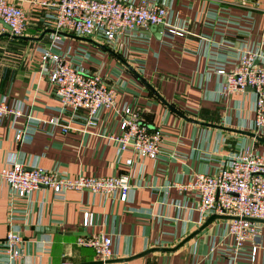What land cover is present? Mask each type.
<instances>
[{
	"label": "crops",
	"instance_id": "obj_1",
	"mask_svg": "<svg viewBox=\"0 0 264 264\" xmlns=\"http://www.w3.org/2000/svg\"><path fill=\"white\" fill-rule=\"evenodd\" d=\"M9 1L22 7L27 20L18 37L3 34L7 31L0 25V95L32 117L69 120L70 129L63 133L57 126H47L35 131L30 141L18 143L14 130L7 123L0 125V169L13 156L26 167H42L70 177L129 172L131 184L125 201L89 191L56 195L47 188L18 198L0 179V240L8 229L19 234L24 264L98 260L91 248L75 244L76 235L71 232L76 231L111 235L110 259H126L154 247H173L203 222L190 195L173 184L185 181L192 171H214L220 159L244 145L264 151V131L257 136L260 140L248 134L253 117L249 90L218 95L220 77L207 71L210 47L205 40L216 43L221 54L238 50L242 37L247 45H254L264 27V4L165 0L172 10L171 23L183 27L185 34L156 37L149 29L140 30L146 41L121 37L114 51L88 38L61 33V50H69L72 61L100 73L116 89L117 111L123 105L131 106L140 122L161 131L163 157L137 160L130 151L117 152L107 138L117 131V111H99L96 125L89 128L79 119L70 120L67 111L59 112V101L51 92L38 52V47L49 44L51 32L34 39L48 29L43 26L48 11L41 0ZM216 17L229 23L215 22ZM79 48L90 57L82 58ZM17 122L21 125L23 118ZM130 157L135 163L127 167L124 161ZM85 210L92 217L88 227H82ZM260 224L254 260L241 256L236 264H264V223ZM47 227L53 231L45 230ZM223 228L224 221L217 219L172 252L151 251L109 264H228L221 249L231 245V237ZM210 246L214 247L212 253Z\"/></svg>",
	"mask_w": 264,
	"mask_h": 264
},
{
	"label": "built area",
	"instance_id": "obj_2",
	"mask_svg": "<svg viewBox=\"0 0 264 264\" xmlns=\"http://www.w3.org/2000/svg\"><path fill=\"white\" fill-rule=\"evenodd\" d=\"M40 4L48 11L43 16V26L52 30L49 44L38 47L48 84L59 101V112L67 111L70 120L79 119L86 128L96 125L99 111H117L116 89L100 73L72 61L69 50H61V33L100 42L112 51L121 37L146 41L139 31L158 24L162 26L161 34L171 37L185 34L183 27L171 23L172 10L165 0H41ZM0 20L8 26L9 36L14 37L22 35L27 18L21 6L0 0ZM214 21L229 23L227 19L217 17ZM239 28L244 31V27ZM205 40L210 47L207 71L220 77L218 95L237 94L248 89L253 113L249 130L254 136L261 135L264 131V27L258 42L247 45L242 37L240 48L232 54L218 53L216 43ZM78 52L82 58L90 57L82 48ZM117 112V131L107 137L117 152L130 151L137 160L162 158L159 128H149L140 122L137 111L131 106L123 105ZM20 117L23 122L18 125ZM68 122L55 116L47 119L32 117L0 95V125L7 123L14 130V140L18 143L30 141L35 131L47 126H57L65 133L70 129ZM132 157L125 159L127 167L135 163ZM129 177V172L70 177L42 167H26L13 156L8 157L0 169V179L18 198H26L39 188H47L56 195L69 190L89 191L125 201L131 189ZM173 185L179 192L190 195L196 203L200 221L211 214L233 217L222 219L225 235L231 237V245L221 249L228 264H236L241 256L254 260L261 224L250 219H264V151L244 145L220 159L214 171H192L185 181ZM91 221V214L82 211V227H88ZM22 244V237L8 229L0 240V264H24ZM75 244L91 248L101 261L99 264H109L105 261L113 256L111 235L76 236ZM245 245L247 249L244 251ZM213 251L214 247L210 246L209 252Z\"/></svg>",
	"mask_w": 264,
	"mask_h": 264
},
{
	"label": "water",
	"instance_id": "obj_3",
	"mask_svg": "<svg viewBox=\"0 0 264 264\" xmlns=\"http://www.w3.org/2000/svg\"><path fill=\"white\" fill-rule=\"evenodd\" d=\"M0 25L4 30H8V26L3 23L0 20ZM150 32H152L154 34V36L159 37L161 35V30H162V26L161 24H158L156 26H150L149 27ZM45 32H52L51 29H45L38 37L34 38V39H40L41 36L45 33ZM3 34H7L9 36V34L3 33ZM14 37H18V36H14ZM81 38V37H79ZM83 40H86V38H81ZM90 41V40H89ZM250 136H254L253 133H248ZM256 139H259V137L254 136ZM233 217L231 216H226V215H221V214H211L209 216H207L204 221L201 223V225H199L197 227V229H195L194 231H192L191 233H189L188 235H186L185 237H183L178 243H176L173 247H154V248H150L145 250L142 253H139L137 255H133L132 257H128L126 259H107L105 262L110 263V262H114V261H124V260H128V259H132L135 258L137 256H140L144 253L147 252H151V251H161V252H172L174 250H176L177 248H179L181 245H183L185 242H187L189 239H191L195 234H197L198 232H200L202 229H204L207 225H209L212 221H214L215 219H231ZM251 221H255L257 223H264V219H250ZM45 230H50L53 231V228L51 227H47L45 228ZM72 234L76 235V236H85L86 233L83 231H76V232H71ZM101 263L100 260H95V261H90V262H82V263H78V264H99Z\"/></svg>",
	"mask_w": 264,
	"mask_h": 264
},
{
	"label": "rangeland",
	"instance_id": "obj_4",
	"mask_svg": "<svg viewBox=\"0 0 264 264\" xmlns=\"http://www.w3.org/2000/svg\"><path fill=\"white\" fill-rule=\"evenodd\" d=\"M242 2H244V3H246V4H248V5H251V6H254V7H258L260 4H264V0H241ZM258 5V6H257ZM93 43H97L96 45H103L102 43H100V42H97V41H93ZM93 45V44H92ZM95 46V45H94ZM95 47H97V46H95ZM254 137V136H253ZM255 138V137H254ZM215 220H217V219H215ZM219 220V219H218ZM183 245H181V247H182ZM180 247V248H181ZM178 249V248H177Z\"/></svg>",
	"mask_w": 264,
	"mask_h": 264
}]
</instances>
